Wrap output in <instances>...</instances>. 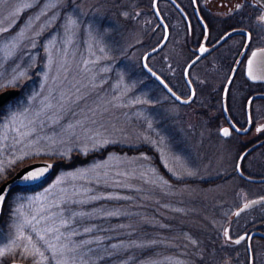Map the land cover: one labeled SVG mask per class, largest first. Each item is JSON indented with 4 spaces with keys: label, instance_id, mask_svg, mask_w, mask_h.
I'll list each match as a JSON object with an SVG mask.
<instances>
[{
    "label": "rangeland",
    "instance_id": "rangeland-1",
    "mask_svg": "<svg viewBox=\"0 0 264 264\" xmlns=\"http://www.w3.org/2000/svg\"><path fill=\"white\" fill-rule=\"evenodd\" d=\"M178 1L189 12V0ZM54 2L55 0H3V3H0V28H8L7 32H0V46L5 41L16 37L17 33L29 23L30 18H34L42 10L47 11V16H41L39 21H35L32 31L38 30L40 25L53 14L56 17L51 26L37 38L36 48L33 49L31 43L25 41L13 55H8L6 52L0 54V73L6 76L13 70L26 73L22 81L24 87L20 97L21 104L27 107L25 98L40 91V86L44 83V73L47 71V54L44 47L49 38L55 37L57 49L67 53L71 69L68 73L69 79H72L73 83L80 81L82 85L89 86L80 89L79 94L85 95L86 98L73 106L75 115L71 112L66 113L60 124L45 127L41 134L59 136L61 126L75 123L77 119L83 120L89 108L96 109L99 105L100 111L107 108L103 116H98V119L107 129L105 133L107 138L116 141L112 144L142 149L134 153L109 151L103 157H95L85 165L59 169L53 177H49L48 182L36 184L39 187L33 190L15 192L8 203L5 217L0 218V248L10 243L9 235L14 232L12 221H10V206L15 204L18 196L41 194L63 173L88 168L94 163L106 161L110 154H114L124 163L121 165L118 161H108L113 172L132 171L140 163H149L156 169V175L162 176L169 184L161 191L160 189L152 190L141 180L124 177L116 179L132 187L115 188L77 181V186L83 184L85 187H91L96 194L119 193L121 196L132 197L131 200H99L82 206V209H76L95 210L92 218L85 220L83 226H95L99 229V231L75 237L76 241L80 242L84 239L95 241L97 236L103 238L100 243L86 245L82 250L86 264H146L149 260L170 264L165 260L166 257L172 258L171 264H177V262L215 264L213 262L215 254L210 252V247L213 246L210 236L216 235L217 240H220L219 233L224 228V223L232 218L235 209L247 199L264 195V183L248 181L235 170L240 154L238 140H246V138L236 134L227 138L223 137L220 129L224 120L221 118L217 124H212L209 123V118L195 117V112L203 106L206 96L222 88L227 74L208 72L207 62H200L191 70L190 76L195 85L205 81V92L200 89L194 103H180L142 68L141 60L144 53L164 36V29L158 24L152 9L153 0H63L57 7H51V3ZM24 4H31L32 7L23 8ZM199 4H205V0H199ZM159 5L167 22H169L168 19L173 21L171 34L165 47L151 56L148 62L160 73L170 76L169 73L173 72V81L181 91L180 95L187 96L189 89L183 75L185 65L191 58L187 26L178 11L168 1L161 0ZM17 8L21 11L13 15ZM67 16L77 19L78 27L72 36V43L65 46L62 41ZM193 28L196 34L194 43H196L202 36V30L194 17ZM101 48L104 52L100 51ZM54 55L59 59L56 52ZM83 61L90 62L88 65L90 72L81 70ZM104 68L109 70L102 71ZM55 71L54 67L49 73L48 84L53 87L55 85L52 84L51 76L55 74ZM93 77H95L94 80H92ZM62 78L63 73H61ZM199 78H203L202 82H199ZM90 81L96 85L95 88L91 87ZM118 84H120L119 88L116 87ZM125 89H127L126 92ZM44 94H47V85ZM117 96L121 97L118 103L127 106L112 107L107 103ZM137 98L147 99L150 103L136 104L134 101ZM214 104L217 109L214 112L217 113L221 107L220 100ZM144 117H148L152 122L156 133H159V137H163L164 144H160L159 137L155 133L145 129ZM85 128L104 132L103 128H97L88 122H85ZM85 128H76V134L83 137ZM141 133L156 139L157 145L152 146L137 139V135ZM157 149L163 152V159L168 160L169 167L173 170H176L177 166L172 163L170 157L177 156L181 163L195 172V175L176 179L165 168L161 151ZM141 154L150 157V161L134 159ZM4 157L11 158L10 151L0 154V159ZM54 159L37 156L26 159L24 162L53 161ZM15 166L17 165L13 167ZM247 171L252 174L251 170L247 169ZM8 172L6 171V175ZM217 179L219 181L208 185H202L196 181ZM112 183L113 181L109 179V185ZM60 187H68V185ZM103 210L116 211L119 215L106 216ZM245 226L237 225L234 229H230L229 233L237 236L246 229ZM186 237L195 239L197 244L192 245ZM151 240H157L159 243L151 248L129 246L110 254L111 244H120L123 241L125 245H131L133 242L141 243ZM88 248L93 251L88 252ZM214 250H223L217 254L219 264H248L245 244L235 248L219 246ZM14 259L34 264L33 258L25 259L20 255L19 249L16 250L15 255L0 257V264H8ZM207 259L209 262L206 261Z\"/></svg>",
    "mask_w": 264,
    "mask_h": 264
},
{
    "label": "snow or ice",
    "instance_id": "snow-or-ice-1",
    "mask_svg": "<svg viewBox=\"0 0 264 264\" xmlns=\"http://www.w3.org/2000/svg\"><path fill=\"white\" fill-rule=\"evenodd\" d=\"M63 0H55L51 3V7H57ZM195 3V0H193ZM3 3V0H0ZM257 3L264 6V0H257ZM31 4H24L23 8H30ZM244 7V4L238 3L235 5L237 13ZM21 11L17 8L13 15ZM79 11V6H77ZM127 15V13H124ZM231 15V13H229ZM41 16H47V11L42 10L34 18H30L29 23L25 28L21 29L17 33L16 37H13L5 41L0 46V54L7 53L13 55L18 49L22 47L25 41L31 43V47L36 48V40L46 28L50 27L52 22L56 19L55 14L42 23L38 30L32 31L35 21H39ZM201 23L207 34V24ZM257 25L264 27V15L258 18ZM78 27V20L72 16L66 17V23L64 24V38L62 43L67 46L72 43V36ZM166 27V26H165ZM255 30V29H254ZM8 28H0V32H7ZM240 32L245 38V44L241 47L244 52H250V56L246 60L245 64V77L252 82H264V74L260 72H254V62H258L260 57H264V47L252 50L249 45L254 41L252 33L243 31L242 29L233 28L231 31L222 34L217 40V44L221 41L229 39L233 33ZM264 40V37H261ZM44 51L47 54L46 64L47 71L44 73V83L41 84L40 91L32 93L29 97L25 98L27 107L21 104L20 92L24 85L22 83L26 73L24 71L13 70L9 75L0 73V154L4 151H10V157H4L0 159V181L6 179V171H10L14 165L23 163L26 159H32L37 156H47L53 158H60L64 161L71 160L73 152L80 153L87 156L89 152L98 151L105 146L116 143L115 140L107 138L103 122L98 119L102 117L105 108L100 111V106L97 105L96 109L89 108L87 114L84 115V119H77L75 123H68L66 126H61V134L59 136H50L47 134L42 135L44 128L51 125H58L64 118L66 113L71 112L75 115L73 106L78 105L80 101L86 98L85 95H80L81 87H88L89 85H82L80 81L73 83L72 79H69L68 73L71 70L66 51H61L56 47L55 37L49 38ZM104 52V49H100ZM156 51V49H153ZM210 50L207 47L201 45L197 50V55L190 63L185 65V79L189 86V92L187 93L188 99L181 100L179 96L173 92L172 88L168 87L160 77H156L160 81L164 89L178 102L188 104L192 102L195 97V90L191 89V80L187 79V70L193 67L196 62ZM56 52L59 55L57 59ZM31 59V54H29ZM89 61H83L81 70L90 72L88 67ZM238 61H234V64H238ZM147 67V65H144ZM55 67V74L51 76L52 85L48 84L49 73L53 71ZM81 67V66H78ZM104 68L102 71H108ZM151 72V69H148ZM61 73L63 78L61 79ZM236 74V68L233 67L230 71L228 78L225 81V88L221 95L222 111L225 117L229 120L231 127H224L220 129V134L227 138L232 135L233 132L238 134H247L252 124L251 110L253 107V101L256 97H249L244 104V111L246 114V124L249 126L239 128L228 116V104L227 99L229 95V88L234 86V77ZM155 76V73H152ZM95 77L92 78L94 80ZM122 83V80H121ZM92 88H95V84L92 81L89 82ZM47 85V94H44L45 86ZM117 88L120 84L116 85ZM127 89H125V92ZM264 99V96L259 97ZM121 97H113L107 103L112 107H124L126 104L118 103ZM35 102V103H33ZM136 104H149L147 99L140 100L137 98L134 101ZM259 116H257V120ZM85 122L96 126L97 128H103L104 132L93 131L91 128H85ZM144 127L146 130H151L159 137V133H156V129L153 127L152 122L148 117H144ZM85 128V134L83 137L77 135L76 128ZM256 132H264V124H260L256 127ZM137 139L143 140L145 143L155 146L157 140L152 139L148 135L138 134ZM43 142V143H42ZM160 144H164L163 137H159ZM157 151H161L157 149ZM249 155V152H244L237 158L236 171L243 176V172L240 168V162L245 160V157ZM162 162L165 168L176 178L181 179L184 176H194L195 172L188 169L183 163H181L179 157L172 156L170 159L172 163L177 166L176 170L169 167V162L163 159V152L161 151ZM133 159V158H129ZM138 161H150V157L146 154L134 158ZM118 161L121 165L124 161L110 154L108 159L104 162H97L92 164L88 168L77 169L63 173L58 176L56 181L48 188L44 189L41 194L33 196H18L14 205H11L10 221H12V228L14 232L9 235L10 243L5 247L0 248V257L15 255L16 250H20V255L25 259L31 257L34 260V264H86L84 260V252L82 251L86 245L92 243H100L102 237L97 236L95 241L84 239L77 242L75 237L83 236L87 233L99 231L95 226L84 227V221L90 220L94 214V211L76 210L82 209V206L91 204L99 200H131L130 196H121L119 193L112 194H96L93 188L85 187L83 184L77 186V181H82L87 184H103L104 186H110L115 188H129L131 185L122 183L117 177H124L126 179H138L143 184L149 185L152 190L160 189L164 190L168 186L169 182L162 176L156 175V169L149 163H140L136 169L132 171H115L109 166L108 161ZM53 168L52 163H42L39 165H28L26 171H22L19 179L24 183H32L42 180L45 175ZM109 179L113 181L109 185ZM67 184L68 187H60ZM9 192V186L4 185L3 189H0V209L3 208L6 197ZM243 198V197H242ZM264 200V197H261ZM260 200H252L243 204V207L239 211L235 212L236 216H239L241 212L259 204ZM75 206V207H74ZM167 207V205H165ZM177 211H180L177 209ZM103 214L106 216L119 215L116 211L103 210ZM166 227V226H165ZM229 229H223V235L229 241H232L231 235H229ZM14 237V238H13ZM35 237V238H34ZM192 245H196L197 241L191 237H186ZM246 239L250 240L251 237L247 234L240 235L234 241V244L239 245ZM159 243L157 240H151L148 242L135 243L131 245H125L123 241L120 244L110 245V254L112 252H118L129 246L137 248H151L153 245ZM251 245H249V249ZM88 252H92L93 249L88 248ZM47 253V254H46ZM165 260L171 264L172 258L166 257ZM146 264H162L158 260H149ZM177 264H183V262H177ZM249 264H255L254 259L250 255Z\"/></svg>",
    "mask_w": 264,
    "mask_h": 264
},
{
    "label": "flooded vegetation",
    "instance_id": "flooded-vegetation-1",
    "mask_svg": "<svg viewBox=\"0 0 264 264\" xmlns=\"http://www.w3.org/2000/svg\"><path fill=\"white\" fill-rule=\"evenodd\" d=\"M166 1H168L171 4V6L178 11V13L181 15V17L184 19L186 23L187 26L186 32L189 35V54H191V58L187 62L188 64L197 55V50L204 37L205 29L203 27V24L201 23L200 17L195 12L192 0H189V12L185 10V8L181 5V3L178 0L176 1L183 8L184 12H182L170 0H166ZM160 2L161 0L159 1V4ZM197 3H198L200 15L207 23L209 29V36L206 42V45L208 47L212 46L215 42H217V40L222 36V34L229 32L233 28L244 29L247 30V32L252 33V38L254 42L251 45H249V47L252 50H255L260 47H264V40L261 39V37H264V27H260L257 25L258 18L261 15H264V6L258 4L257 0H205V4L203 5H200L199 0H197ZM238 3L244 4V7L240 9V11L237 13L235 9V5ZM229 13H231V15H229ZM193 17L202 30V36L198 40L199 42L197 41L198 43L197 42L194 43V36L196 34L193 28ZM165 21L167 22L166 19ZM168 21L169 22H167V25L169 28V38H170L171 25L173 21L172 19H168ZM158 24L162 26L164 29V26L161 23H159V20H158ZM243 44H245L244 36L240 34V32L233 33V35L229 39L223 41L220 44V46H218L216 49L212 50L207 54H204L191 68V70L195 66H197V64H199L200 62L206 61L208 64L206 70H208V72H214L216 74L223 73L224 75L227 74V78H228L231 69L235 66L234 61L238 59V57L241 55L242 51L244 50L241 47ZM249 56H250V52L247 53L244 52V56L237 68L234 77V86H231L229 88V95L227 99L228 111L230 117L232 121L240 128L247 126L246 114L244 111V104L246 102V99L251 97L255 93H264V82H259V81L252 82L245 77V64ZM169 75L174 78L173 72H170ZM202 79L203 78H199V82H202ZM191 81L195 88L196 95L198 92H200V89L201 91L205 92L204 90L205 81L203 83H199L196 85L194 84L192 79ZM224 87H225V82L222 88L218 91L220 94V98H219L220 103H221V95L223 93ZM220 109H221L220 118L224 120V124L222 128L224 127L230 128L231 125L229 124V121L227 120L224 112L222 111V104ZM251 114H252V124L250 125L249 132L247 134H238L236 132H233L232 135L233 134L241 135L246 138V140H241V139L238 140L240 154L248 147L257 144L249 152V155L245 157V160L242 161L241 167L242 170L248 175L264 177V132L257 133L255 130L256 127H259L260 124H264V99H261L259 97H256V99H254ZM257 116H259L258 120H257ZM247 169L251 170L252 174L248 173ZM260 183H264V181H261ZM248 200L249 199L243 201L240 204V206L245 202H247ZM235 211L232 218H229L224 223V228H228L230 230V229H234L237 225L240 226L246 225L244 227L246 229H244V231H242L237 236H232L229 233V235H231L232 237V241H234L244 232L251 233L254 230H259L264 232V202L252 207L249 210L243 211L239 216L235 215ZM223 229L219 233V237H220L219 245L222 248L225 247L235 248L237 246H240L241 244H245L248 252V244H247L248 239L242 241L239 245L234 244L232 241H229L224 237ZM251 247L253 251V259L255 264H264V235L261 234L254 235L251 239ZM248 264H249V255H248Z\"/></svg>",
    "mask_w": 264,
    "mask_h": 264
},
{
    "label": "water",
    "instance_id": "water-1",
    "mask_svg": "<svg viewBox=\"0 0 264 264\" xmlns=\"http://www.w3.org/2000/svg\"><path fill=\"white\" fill-rule=\"evenodd\" d=\"M159 1H160V0H153V2H152V9H153V11H154V13H155L157 19L159 20V23H161V24L164 26V36H163V38H162L157 44H155L153 47H151L149 50H147V51L144 53V55L142 56V60H141L142 63H141V64H142V67H143V69L145 70V72H146L150 77H152L153 79H155V80L161 85L160 81L157 80L156 77H160V79L163 80L166 84H168V82H167V81L163 78V76H162L159 72H157V71H156V70H155V69L149 64V62H148L149 58H150L151 56H153L154 54L158 53L159 51H161V50L165 47V45L167 44V42H168V40H169V28H168L167 22L165 21V19H164L162 13H161V11H160V8H159ZM170 1L173 2V3H174V4H175V5H176V6H177L182 12H184V11H183V8L180 6V4H179L176 0H170ZM192 3H193V6H194V9H195V12L198 14V16H199L200 19H201L202 16L200 15V12H199V8H198L197 0H195V3H194L193 0H192ZM202 20H203V23H206L205 20H204L203 18H202ZM206 24H207V23H206ZM165 26H166V27H165ZM242 30H243V31H247V30H244V29H242ZM230 31H231V30H230ZM208 36H209V29H208V26H207V34L204 33V37H203V39H202V42H201L200 46L203 45L204 47H207V48L210 50L209 52H211L212 50H214V49H216L218 46H220V44H221L223 41H221L219 44H217V43L215 42L212 46L208 47V46L206 45V42H207ZM200 46H199V47H200ZM199 47H198V49H199ZM153 49H156V51H153ZM209 52H208V53H209ZM205 54H207V53H205ZM243 56H244V50L242 51L241 55H240V56L238 57V59L236 60V61L239 62L238 64H235V66H234V67L236 68V71H237V68H238V66H239V64H240V62H241ZM193 59H194V58H193ZM190 62H191V61H190ZM190 62H189V63H190ZM145 64L147 65V67L144 66ZM191 68H192V67H191ZM191 68H189V69L187 70V79H189V80H191V78H190V70H191ZM148 69H151V72H149ZM253 70H254V72H260L261 74L264 73V57H263V58L260 57V58L258 59V62H254ZM152 73H155V76H153ZM184 79H185V69H184ZM185 81H186V79H185ZM161 86H162V85H161ZM162 87H163V86H162ZM168 87L172 88L169 84H168ZM163 88H164V87H163ZM224 88H225V87H224ZM191 89H194V90H195L192 81H191ZM172 90H173V92L176 93L177 96H179V97L181 98V100H187V99H188V96H182V95H180V94L177 93L173 88H172ZM21 91H22V90H21ZM20 93H21V92H20ZM170 96H171V95H170ZM261 96H264V93H255V94H253L251 97H261ZM194 98H195V97H193L192 101L194 100ZM228 116L230 117L229 111H228ZM230 119H231V117H230ZM227 120H228V119H227ZM231 120H232V119H231ZM228 121H229V120H228ZM232 122H233V121H232ZM236 126H237V125H236ZM247 126H249V125H247ZM237 127H238V126H237ZM249 127H250V126H249ZM239 128H240V127H239ZM256 145H257V144L248 147V148L245 149L242 153H244V152H250V151H251ZM242 153H241V154H242ZM42 163H52V164H53V168H52V169H51V170L45 175V177H44L42 180H39V181H35V182H32V183H28V184H26V183H24L23 181H21V180L19 179V176L22 174V171H26V170H27V166H28V165H33V166H35V165H39V164H42ZM55 165H56V162H55V161H51V160H34V161H30V162H28V163L22 165V166H21L19 169H17V170L11 175V176H9L8 178H6L5 180H3V181L0 183V189H3L5 184H7V185L9 186V192H8L7 197H6V200H7L8 196H9V194L11 193V191H12L16 186H31V185H36V184L42 183L43 181H45L46 179H48V178L52 175V173H53V171H54V168H55ZM241 165H242V162H240V168H241V171L243 172V176H241V174L237 172L241 177H243V178H245V179H247V180H249V181H253V182H261V181H264V177H257V176H252V175H248V174H246V173L242 170ZM261 197H264V195H260V196H256V197H254V198H251V199H249V200H248L247 202H245V203H248V202H250V201H252V200H260V201H261L260 203H262V202H264V200H261ZM6 200H5V202H6ZM245 203H244V204H245ZM260 203H259V204H260ZM4 204H5V203H4ZM256 205H258V204H256ZM256 205H253L252 207H254V206H256ZM3 207H4V205H3ZM241 207H243V204H242L240 207H238V208L236 209L235 212L239 211ZM252 207H250V208H248V209H246V210H249V209H251ZM246 210H245V211H246ZM2 211H3V208L0 209V218H1V215H2ZM241 213H242V212H241ZM243 234H247V235L250 236L251 239H252V237H253L254 235H256V234L264 235V232L259 231V230H254V231H252L251 233L244 232ZM243 234H241V235H243ZM251 239L247 241V244H248V255H249V259H250V255H251V257L253 258L252 247L249 249V245H251ZM8 264H27V263H26L25 261H23V260L14 259V260H11Z\"/></svg>",
    "mask_w": 264,
    "mask_h": 264
},
{
    "label": "trees",
    "instance_id": "trees-1",
    "mask_svg": "<svg viewBox=\"0 0 264 264\" xmlns=\"http://www.w3.org/2000/svg\"><path fill=\"white\" fill-rule=\"evenodd\" d=\"M161 74L165 78V80L170 84V86L176 92H178L180 94L181 91L179 90V88L177 87V85L175 84V82L173 81L174 78L171 77V76H168L167 74H163V73H161ZM219 98H220V94H219L218 91H213V92H211V94L207 95L206 98H205V100H204L203 106L199 110H197L195 112V115H196L195 117L198 116V117H201V118H204V119L209 118L210 119L209 123L217 124V122L220 120V116H221V112L220 111H221V109L218 110L217 113L214 112L215 110H217V109H215L214 102L216 103V101H218ZM194 100L191 103H194L195 102ZM140 149H142V148H140V147L133 148L131 146H123V145H120V144H111L108 147L103 148L102 150H98V151H94V152H89L87 156L81 155L80 153H77V152H73L72 155H71V160H69V161H64V160H61L60 158H55L53 160V161L56 162V165H55V168H54V171H53L51 177H53V175H55L56 172L59 169H70V168H75V167L80 166V165H85V164L89 163L90 161H92V159L95 158V157H103L109 151H113V150L119 151V152L129 151L130 153H134V152H136V151H138ZM155 154H156V152H155ZM24 163H26V162H23V163L15 166V167H13L8 172V174L6 175V178L9 177V176H11ZM50 178L46 179L45 182H48L50 180ZM196 181H198L202 185H208L210 183H215V182H217L219 180L217 179V180H196ZM45 182H43V183H45ZM37 187H39V186L38 185L16 186L11 191V193L9 194V196H8V198H7V200H6L5 204H4L1 219H3L5 217L8 203H9L10 199L12 198V195L15 192H17V191H24V190H33V189H35ZM210 237L212 239V244H213V246L210 247V252H212V253L215 254V257H213L214 259L213 258L212 259L214 260L213 262L215 264H219L217 262V260H219L217 258V254L220 251H222V250H214L213 251V249H215V248H217V247L220 246L219 245L220 240H217L216 235H213V236H210ZM219 239H220V237H219ZM208 260L209 259H207L206 261L209 262Z\"/></svg>",
    "mask_w": 264,
    "mask_h": 264
}]
</instances>
